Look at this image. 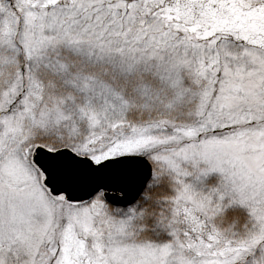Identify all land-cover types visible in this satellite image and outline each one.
<instances>
[{"label": "snow or ice", "instance_id": "obj_1", "mask_svg": "<svg viewBox=\"0 0 264 264\" xmlns=\"http://www.w3.org/2000/svg\"><path fill=\"white\" fill-rule=\"evenodd\" d=\"M0 264H264V0H0Z\"/></svg>", "mask_w": 264, "mask_h": 264}]
</instances>
